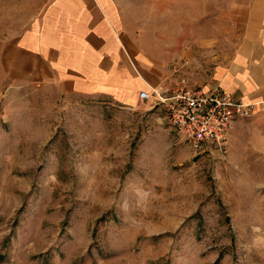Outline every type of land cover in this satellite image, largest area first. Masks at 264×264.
<instances>
[{
	"label": "rangeland",
	"instance_id": "obj_1",
	"mask_svg": "<svg viewBox=\"0 0 264 264\" xmlns=\"http://www.w3.org/2000/svg\"><path fill=\"white\" fill-rule=\"evenodd\" d=\"M224 1L118 0L166 94L211 89L240 43ZM44 2L0 0V264H264V185L227 143L195 150L151 100L9 77L3 50Z\"/></svg>",
	"mask_w": 264,
	"mask_h": 264
},
{
	"label": "crops",
	"instance_id": "obj_2",
	"mask_svg": "<svg viewBox=\"0 0 264 264\" xmlns=\"http://www.w3.org/2000/svg\"><path fill=\"white\" fill-rule=\"evenodd\" d=\"M119 5L118 0H45L3 50L9 77L128 106L141 101V90L163 89L164 69L125 33ZM220 8L218 20L235 30L240 43L214 68L205 88L248 103L264 101V0H225ZM226 147L235 167L264 185V110L236 116Z\"/></svg>",
	"mask_w": 264,
	"mask_h": 264
},
{
	"label": "built area",
	"instance_id": "obj_3",
	"mask_svg": "<svg viewBox=\"0 0 264 264\" xmlns=\"http://www.w3.org/2000/svg\"><path fill=\"white\" fill-rule=\"evenodd\" d=\"M138 98L164 108L170 125L195 150L203 144L222 150L236 116L264 110V101L244 102L221 89L178 88L166 94L165 89L153 88L139 91Z\"/></svg>",
	"mask_w": 264,
	"mask_h": 264
}]
</instances>
